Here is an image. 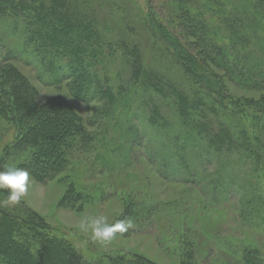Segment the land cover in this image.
I'll list each match as a JSON object with an SVG mask.
<instances>
[{"label":"trees","instance_id":"obj_1","mask_svg":"<svg viewBox=\"0 0 264 264\" xmlns=\"http://www.w3.org/2000/svg\"><path fill=\"white\" fill-rule=\"evenodd\" d=\"M175 10L179 30L172 32L154 16L150 27L178 65L181 80L164 77L143 61L137 46L127 44L119 46L126 48L122 54L126 61L117 79L109 67L117 59H112L114 41L101 32L95 20L78 10L76 3L0 0V41L6 37L22 43L9 48L15 57L0 58V118L17 128L13 150L28 154L22 168L36 181L58 179L69 169L75 151H90L100 142L91 131V122L87 124L67 99L37 102L38 89L14 62L25 53L39 54L46 71L55 78L54 85L67 80L74 98L83 102L98 99L104 115L115 117L114 109L123 107L119 100L123 87L117 80L125 77L132 99L144 105L146 127L156 132V121L166 128L171 125L170 133L184 132L182 137L195 141L209 154L264 157V100L249 101V107L258 105L253 113L242 105L240 108L223 85L235 82L241 88L260 91L264 99V0H180ZM169 148L171 158L178 155ZM69 188L62 204L75 202L77 196L79 201L82 196L73 185ZM245 253L246 264H264L261 250L247 248ZM192 254L185 256L192 259ZM120 261L154 264L142 255H123L112 262L87 260L51 234L46 220L25 204L0 206V264Z\"/></svg>","mask_w":264,"mask_h":264},{"label":"rangeland","instance_id":"obj_2","mask_svg":"<svg viewBox=\"0 0 264 264\" xmlns=\"http://www.w3.org/2000/svg\"><path fill=\"white\" fill-rule=\"evenodd\" d=\"M71 1L114 41L112 59H117L109 67L115 78L123 74L126 61L122 59L126 48L119 46L127 44L137 46L143 61L161 75L181 80L178 65L150 27L154 16L172 32L179 30L175 7L180 0ZM19 45L20 40L4 37L0 58L12 55L9 48ZM33 55L20 54L14 62L38 89L37 102L67 99L87 124L91 122V131L100 142L90 151H75L69 169L50 183L31 176L21 203L46 220L51 234L93 262L142 255L154 264H246L247 248L259 249L264 256V157L206 153L195 141L182 137L184 132L170 133L168 127L173 126L166 128L159 121L156 133L146 127L144 105L132 99L125 77L117 80L123 87L119 99L123 107L114 109L115 117L104 115L98 99L83 102L74 98L67 80L54 85L55 78L46 71L43 58ZM223 85L240 108L253 113L258 105L249 107V101L264 100L260 91L241 88L232 81ZM16 140L17 128L0 118V170L25 163L28 154L13 150ZM168 145L178 155L171 158ZM71 185L82 196L62 204ZM98 213L106 215L110 223L131 218L134 227L118 233L110 243H98L77 227L80 218ZM188 252L193 253L192 259L185 256Z\"/></svg>","mask_w":264,"mask_h":264},{"label":"clouds","instance_id":"obj_3","mask_svg":"<svg viewBox=\"0 0 264 264\" xmlns=\"http://www.w3.org/2000/svg\"><path fill=\"white\" fill-rule=\"evenodd\" d=\"M31 184L30 172L22 167L5 165L0 170V206L8 207L19 204L27 195ZM77 227L98 243L107 244L117 238V234L128 232L134 227L131 218L110 223L103 213L84 216L79 219Z\"/></svg>","mask_w":264,"mask_h":264}]
</instances>
